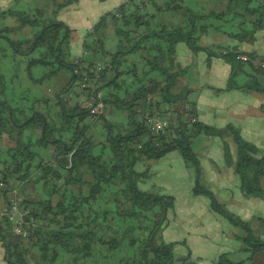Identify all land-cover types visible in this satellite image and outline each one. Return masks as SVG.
Wrapping results in <instances>:
<instances>
[{"label": "trees", "instance_id": "trees-1", "mask_svg": "<svg viewBox=\"0 0 264 264\" xmlns=\"http://www.w3.org/2000/svg\"><path fill=\"white\" fill-rule=\"evenodd\" d=\"M53 1L58 8L76 0ZM184 1L142 0L139 6L134 0H126L93 25L80 56L70 54L71 30L55 18L56 11L45 16L42 9L24 12L12 6L0 12V19L13 17L30 29L28 35L18 37L16 26H0V38L14 53L27 59V70L41 65L48 69L42 77L60 69L69 74L67 83L55 95L53 115L35 106L48 103L43 97L34 99L28 112L12 106L3 96L5 79L0 74V136L5 134L10 139L16 129L18 133L24 128L40 130L33 139H14L13 146L0 155V179L6 184L14 180L18 186L27 185L20 188L23 203L37 220L23 238L11 231L6 217H0V245L6 264H202L189 253L177 255L173 250L176 243L164 241L162 230L174 197L141 189L139 183L145 182L149 173L136 168L140 162L178 149L182 158L194 165L198 176L191 141L201 134L230 137L236 146L234 166L241 178V190L251 195L262 191L264 154L257 156L254 144L233 125L217 128L196 121L185 130L174 129L177 137L172 138L168 131H152L138 112L150 110L159 102L178 109L185 102L191 103L185 98L186 91L174 92L183 74L175 63L179 41L193 52L204 51L208 60L214 56L229 64L231 73L226 88L231 87L230 82L240 70L252 78L244 88L264 90V83L257 80V75L264 74V67L259 64L264 57L259 59L248 53L258 63L243 61L237 58L242 52L199 44L200 21L211 16L241 18V25H248L241 29L249 33L264 29V0H223L227 7L220 13L193 10L183 5ZM149 8L155 12L181 11L183 22L174 27L154 24V11ZM108 27L113 32L110 48L105 46ZM124 54L136 58L127 61ZM97 62H102L103 68L96 76ZM121 73L128 78L120 79ZM85 79L91 85L83 87L82 94L126 114L124 125L111 122L104 115H94L100 138L86 121L92 115L88 109L71 102L73 89ZM149 95L159 101L149 99ZM34 143L50 147L51 156H40L32 148ZM248 165L253 173L245 179L243 168ZM37 181L43 183L47 198L30 192V184ZM194 193L208 196L213 210L242 229L244 250L250 253L246 260L257 257L252 264H264V237L256 234L248 221L225 210L198 180ZM213 264H244V260L236 262L220 254Z\"/></svg>", "mask_w": 264, "mask_h": 264}, {"label": "rangeland", "instance_id": "rangeland-1", "mask_svg": "<svg viewBox=\"0 0 264 264\" xmlns=\"http://www.w3.org/2000/svg\"><path fill=\"white\" fill-rule=\"evenodd\" d=\"M36 1L38 6L36 8L42 9L45 16H51L54 11H56L55 18H57L60 17L61 13H66L67 11L69 13L71 9H74H69L68 7L70 6H67L69 4L57 8L56 3H54L53 0ZM55 1L57 3H61L64 0ZM72 3L78 5V3L81 2L73 1ZM107 3L108 2H106V4ZM65 6L67 7L65 8ZM80 6L81 4L77 7ZM88 6L89 4L84 5V8L87 11ZM153 13L155 14V12ZM154 17L155 19H160V15L153 16V19ZM163 18L164 16L162 15L161 19ZM2 22L3 20L0 19V24ZM15 26L18 31V37L22 36L20 33L30 30L27 25L22 26L16 21ZM69 28L72 33L71 27ZM105 36V46L106 48H110L112 44L109 43V34H106ZM76 38L77 35L75 33L70 34V54L76 51V44L73 43V40ZM123 58L130 61L136 58V56L133 54H124ZM26 64L27 59H24L22 55L14 53L8 46L6 40L0 38V74L3 75L5 79V91L3 96L9 100L12 106L17 105L26 112H28V107L34 99L43 97L48 100V103L41 102L35 106H37L44 113L49 112V114L53 115L56 111V106L54 105L55 95L57 91L67 83L69 74L65 70L60 69L50 76L42 77L44 72L48 69L41 65H34L27 70ZM183 72L182 76L186 77V69L183 70ZM126 76V74L121 73L120 79H127L128 77ZM70 97L71 102L77 103L81 107H83L87 100L89 101L91 99V97H87L84 93L82 94L77 91L76 88L73 89V93ZM102 114L111 122L124 125L127 121L126 114L123 111H117L108 104L105 105ZM96 117L91 115V118L88 117L86 121L90 124V130L94 134L98 135V138H100L101 135L98 134L100 133V130L94 126V121L97 120ZM39 133V128H35L34 130L24 128L21 133H18L17 129L12 131L11 137L13 139H8L5 134L1 135L0 155H2L5 149L13 146L14 139L19 137L18 139L22 141L25 140V137L27 136L33 139L35 136H38ZM216 138L225 140L220 137ZM199 141L201 140L193 138L191 146L193 148H196L197 146L200 147L201 145H197V143L201 144ZM32 148L37 150L39 155L42 157L48 158L51 156L50 147L43 148V146L34 143ZM199 149L202 150V148ZM212 151L213 152H211L210 157L208 153H200L198 150L196 153L195 150H193L196 155L197 166L199 169L198 176L195 174L194 165L183 159L178 149L165 152L158 159L149 160V163L140 162L136 165V168L139 171L148 170L149 177L146 181L149 180L151 184L156 185V189L154 188L156 191L154 192H160L174 197V205L168 210L167 221L165 222L162 230V238L164 241L175 242L176 246L187 247L191 258L202 264H213L220 254H225L232 261L239 262L244 260V264H252L256 261L257 257L246 260L250 253L249 251L244 250L245 243L242 238V229L224 216V214L213 210L210 205L211 200L208 196L195 194L194 185L191 186L193 187L192 193L190 192L191 187L186 186V183H188V176L186 173H194L193 175H196L195 177H198L199 179H197L199 184L204 186L207 190H210L216 201L223 205L225 210L235 216H238L240 219L248 221L252 230H254L256 234L264 237V214L261 215L260 211L256 210L255 214L251 213L247 217H243L245 212L244 206L243 202L241 203V207L239 206L240 200L236 196V188L229 183H227V185L229 184L228 187L222 186V184L216 182L214 177H212V169L221 167L222 165V159L218 148L213 146ZM42 184V182L38 181L30 184L29 190L30 192L32 191L33 196L39 194L42 198L48 197V194ZM141 185L142 183H139V187L146 190L145 188H142ZM25 187H27V185H25L24 188ZM242 192L245 193V191ZM246 195L248 196V194ZM170 236H172V238H176L177 240L168 241L166 238L170 239ZM185 239H187V242L184 245L183 243L185 242ZM173 250L177 255H183L188 252L182 247H177Z\"/></svg>", "mask_w": 264, "mask_h": 264}, {"label": "crops", "instance_id": "crops-1", "mask_svg": "<svg viewBox=\"0 0 264 264\" xmlns=\"http://www.w3.org/2000/svg\"><path fill=\"white\" fill-rule=\"evenodd\" d=\"M78 5L68 3L71 9L68 13H61L59 20L63 21L68 27H71L72 33L77 35L73 40L76 44V51L72 53L73 56H80L84 52L83 41H85L92 31L93 25L97 22L99 17L107 12L113 11L117 6L126 0H76ZM106 2H108L106 4ZM32 3V4H31ZM36 0H0V12L13 6L24 12L38 9ZM81 4L80 7H77ZM85 4H89L88 11L84 8ZM183 5L193 9H201L204 13L209 11L223 12L227 4L223 0H185ZM65 6V8L67 7ZM77 7V8H76ZM84 9V10H81ZM154 11L153 9H150ZM239 10V9H237ZM236 11V10H235ZM155 12V11H154ZM160 15V19L154 17L153 23L157 25H165L167 27L178 26L183 22V13L181 11L169 9L166 11L155 12L154 16ZM164 16L161 19V16ZM241 18H234L232 20L223 17H208L200 21L202 26L199 44L206 47H218L223 49H233L242 52L240 55L253 53L255 57H264V29L249 33L241 25ZM8 26H15V19L7 17L0 24ZM29 31L20 34L26 36ZM71 33V34H72ZM106 34H109V43L113 46V34L111 27L106 29ZM112 37V38H111ZM176 67L178 69H186V77L180 76L174 88V92L186 91V99L193 104L198 121L214 126L217 128L225 127L228 124L236 127L241 136L254 144L255 154L257 156L264 154V90H257L253 88H244L243 85L251 83L249 77L243 71L238 70L231 81V87L226 88L228 78L231 73L230 65L224 60L212 56L209 60L204 51L193 52L182 41L176 44ZM184 73V72H183ZM189 75V76H188ZM188 76V77H187ZM236 78V80H235ZM257 80L264 83V74L257 75ZM201 144L193 148L201 153H208L210 156L213 152V146L218 148L220 152L222 165L221 167L211 168L214 180L228 187L229 184L236 188V196L243 202L244 214L247 217L249 214L260 211L264 214V178L260 180L262 191L259 196L246 195L240 190L241 178L239 173L235 171V162L237 159L236 146L229 137L225 140L216 137L198 135L195 137ZM199 148H202L199 149ZM211 149V150H210ZM211 157V156H210ZM148 163L150 161H147ZM253 169L251 165L243 168V175L245 179L252 177ZM188 176V183L186 186L191 187L195 185L198 177L192 173H186ZM201 177V176H200ZM196 178V180H195ZM199 180V179H198ZM227 183H229L227 185ZM227 185V186H226ZM142 188L152 189L156 191V185L151 184L150 181L142 183ZM155 188V189H154ZM192 188L190 192L192 193ZM259 205V206H258ZM253 215V214H252ZM199 226V225H198ZM168 241L177 240L176 238H166ZM187 239H185L184 245ZM182 247L189 253L187 247L174 246V248ZM185 255V253L183 254ZM200 263V262H199ZM0 264H6L3 260V250L0 245Z\"/></svg>", "mask_w": 264, "mask_h": 264}, {"label": "built area", "instance_id": "built-area-1", "mask_svg": "<svg viewBox=\"0 0 264 264\" xmlns=\"http://www.w3.org/2000/svg\"><path fill=\"white\" fill-rule=\"evenodd\" d=\"M139 6L142 0H134ZM243 61H252L258 63L256 60H252L249 55H238L237 57ZM261 67H264V62L259 63ZM97 72L103 68L102 62H97ZM91 83L86 79L83 83H79L77 91L82 92L83 87L90 86ZM91 99L85 102L83 108L88 109L89 113L95 116L103 115L102 111L105 108L104 103L96 97L90 96ZM98 97V95H97ZM149 99L159 101L155 96L149 95ZM193 107L191 103L185 102L182 108L178 109L174 105H168L167 103L159 102L152 109L147 111H139L141 117L145 120L147 126L154 132H167L170 137H177L175 130L181 131L189 128L191 124L197 121L195 113L192 112ZM173 128V129H172ZM1 178V172H0ZM14 180H10L9 184H6L0 179V217H6L10 223L11 231L20 235L21 237H27L29 228L37 224V220L30 213L29 209L25 207L23 203V195L20 190L22 185H16Z\"/></svg>", "mask_w": 264, "mask_h": 264}]
</instances>
